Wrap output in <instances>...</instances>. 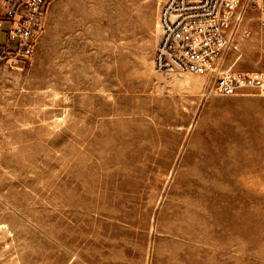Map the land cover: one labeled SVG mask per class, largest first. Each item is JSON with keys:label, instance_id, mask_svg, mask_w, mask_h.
<instances>
[{"label": "rangeland", "instance_id": "rangeland-1", "mask_svg": "<svg viewBox=\"0 0 264 264\" xmlns=\"http://www.w3.org/2000/svg\"><path fill=\"white\" fill-rule=\"evenodd\" d=\"M165 1L54 0L0 56V264H264V95L158 70Z\"/></svg>", "mask_w": 264, "mask_h": 264}, {"label": "built area", "instance_id": "built-area-1", "mask_svg": "<svg viewBox=\"0 0 264 264\" xmlns=\"http://www.w3.org/2000/svg\"><path fill=\"white\" fill-rule=\"evenodd\" d=\"M53 1L0 0V32L6 28L15 43L3 54L21 60L33 56ZM251 12L264 33V0H166L159 17L157 69L210 75V94L238 95L250 88L264 95L263 69L225 70L230 55L240 58L243 41L252 35Z\"/></svg>", "mask_w": 264, "mask_h": 264}, {"label": "crops", "instance_id": "crops-1", "mask_svg": "<svg viewBox=\"0 0 264 264\" xmlns=\"http://www.w3.org/2000/svg\"><path fill=\"white\" fill-rule=\"evenodd\" d=\"M7 27V25H6ZM15 43L10 42L8 39V34L6 32V28L3 32H0V56L6 51L7 49H10L14 47Z\"/></svg>", "mask_w": 264, "mask_h": 264}]
</instances>
